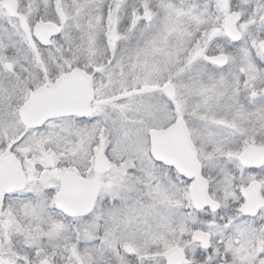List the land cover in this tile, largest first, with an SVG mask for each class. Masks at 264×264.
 Wrapping results in <instances>:
<instances>
[{
  "label": "snow or ice",
  "instance_id": "1",
  "mask_svg": "<svg viewBox=\"0 0 264 264\" xmlns=\"http://www.w3.org/2000/svg\"><path fill=\"white\" fill-rule=\"evenodd\" d=\"M0 264H264V0H0Z\"/></svg>",
  "mask_w": 264,
  "mask_h": 264
}]
</instances>
